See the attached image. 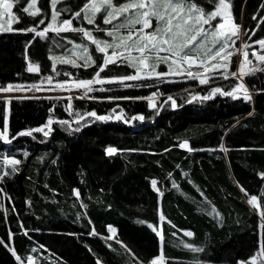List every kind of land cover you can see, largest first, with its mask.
Instances as JSON below:
<instances>
[{
    "label": "trees",
    "instance_id": "trees-1",
    "mask_svg": "<svg viewBox=\"0 0 264 264\" xmlns=\"http://www.w3.org/2000/svg\"><path fill=\"white\" fill-rule=\"evenodd\" d=\"M32 1L17 6L12 0L21 22L0 30V88L47 77L95 78V65L61 62L79 44L102 63L103 54L71 29H91L104 40L103 30L118 26L105 24L103 13L91 25L86 12L75 17L92 0H58L57 26L70 20L71 29L37 36L53 9L51 0H37L39 14L22 15L18 7ZM196 3L215 10L209 0ZM225 3L247 40L264 38V0ZM29 27L36 32L19 31ZM134 72L118 62L100 76ZM245 81L250 100L223 94L232 92L233 78L202 85L183 76L105 82L88 86L91 91L83 87L71 101L0 99V264L31 258L37 264H151L159 256L164 264H252L264 258V71ZM49 120L48 135L35 131ZM109 148L116 152L109 155ZM252 195L258 207L248 202Z\"/></svg>",
    "mask_w": 264,
    "mask_h": 264
},
{
    "label": "snow or ice",
    "instance_id": "snow-or-ice-1",
    "mask_svg": "<svg viewBox=\"0 0 264 264\" xmlns=\"http://www.w3.org/2000/svg\"><path fill=\"white\" fill-rule=\"evenodd\" d=\"M35 0H33V3ZM58 0H51V6L53 9V19L57 15L58 12L55 11L56 3ZM211 5L215 8L214 11L206 12L203 7L199 6L196 3V0H129V2L122 4L120 6H115L113 4V0H101V4L97 5L94 0L91 5L86 4L80 12L75 13V17L80 18L82 12H86L91 6L94 9L93 17L97 13H103V22L105 24H111L113 20H116L122 17V22L118 25V28L127 29V35H122L117 37L118 43L112 42L108 43L107 41L101 42L98 39L94 38L90 31H86L83 28L80 29H71L72 31L82 32L84 37H87L91 42L96 46L95 50L99 53L103 54L100 59L102 63H97L96 60L92 58L91 55H88L84 67H89L95 65L96 67V79L95 80H87V81H79L78 86L86 87L88 91L92 89L88 87L92 83H105L104 79H100V73L104 72L105 69L109 65L117 64L118 62H127L130 63L131 67L136 69L135 75H127L123 77H117L116 79L120 81L125 80H140L145 77H141L139 74L141 71V67L143 69H147L150 72H155V68L159 66L160 63H165L169 65L170 72L169 73H160L156 72L155 75L157 77H164L171 73V65L183 63L188 66L187 76L190 78H197L191 71V68L196 65L199 67H203L205 73L215 72L218 68H227L228 64L215 65L213 64L211 68L208 67V64L201 60L197 63L196 55L198 54V49L201 45V38L207 35V32L204 28V25L210 24L212 20L217 18H222L227 20V16H222L224 10L229 7L228 4L225 3V0H209ZM24 3H27V0H15V4L20 6ZM31 5H29L30 7ZM29 7H18V11L21 14H27L31 17H36L39 14V9L33 12H29ZM0 8L3 9L4 13H8L12 15L11 9L13 8L12 3L5 2V0H0ZM163 8V11L160 9ZM87 19L88 24H94L95 20L93 18H89L87 16L84 17ZM153 18L156 21V26L153 28L152 20ZM16 23H20V18L14 17ZM40 23L43 24L44 21L40 20ZM65 25H71L70 20L64 21ZM139 25V27H137ZM52 28V25L49 24L48 27L44 29L43 32H36L35 28L29 27L25 29H19V31L24 32H36L37 36H44L49 29ZM225 28L224 23H219L216 25V28L213 30L211 35L214 37L213 44L214 48L209 49L208 52L211 53V60H215L217 58L222 60H229V58L233 55L232 52L227 51L225 48V44H220V39L222 38L225 43L228 40H231L232 37L240 38L242 33L240 32V25L231 22L230 32L225 33L223 29ZM147 29H151V31L146 32ZM12 29H4V31H11ZM53 31H68L69 28H57L52 29ZM109 37H113L114 33L112 31L107 32ZM103 43V46L101 44ZM235 41H233V44ZM260 45L261 49H264V39L256 41ZM216 44H220L219 48H215ZM250 47V46H246ZM107 49H112L111 55L107 53ZM85 53L88 52L87 47L83 48ZM240 50L237 49V52ZM135 52L137 55H133ZM164 53V55H161ZM253 55L256 58L264 62V55H257L253 52ZM115 57V59H114ZM155 58L157 61L156 65H152L149 63L150 59ZM243 60L240 63V69H243L246 64H251L252 62L248 59V52H243ZM131 61H136L132 63ZM62 63H73L72 61H61ZM170 62V63H169ZM77 66V65H74ZM29 71H33L34 69L30 66ZM35 70H38L35 69ZM260 70L264 71V69H256L250 68L249 72L254 73L255 71ZM174 74L182 75V72H177ZM231 75L236 76L237 73L233 72ZM227 78V77H225ZM108 83L114 82L113 80H108ZM201 84L208 83L207 79L201 78ZM238 89L243 90V99L250 100L251 97L248 94L246 88H244L243 84L238 85L237 89H233L232 92L223 93L224 95L232 96L233 98H237L235 93ZM13 86L9 85L7 88H2L0 91H12ZM222 90L216 88L213 90L214 93H219ZM209 97H204V99H208ZM171 99V97H169ZM173 106H175V102H173ZM91 116H95V113H89ZM97 119H106V117H97ZM143 119V117H140ZM52 121L49 120L48 124H51ZM66 123V122H63ZM79 131V129H76ZM37 132H44V135H48V131H45L43 128L35 129ZM31 132H21L18 135H31ZM180 147H187L186 143L180 145ZM109 155H112L116 152L115 148L107 149ZM27 155V153H25ZM13 164H19L20 161L12 160L10 161ZM264 177V173L261 174ZM152 186L155 188L157 181H151ZM76 196H79L80 193L77 190L75 192ZM261 196H264V192L261 193ZM258 197L252 195L248 202L252 204L254 207H258L257 204ZM264 216V212L261 213ZM163 219V217H161ZM95 229L93 228L90 235H96ZM185 235L192 236V232H185ZM2 243V242H0ZM191 248V245H185ZM194 251H202V249H192ZM18 260L19 256L16 257ZM151 264H162L161 259L157 258L151 261Z\"/></svg>",
    "mask_w": 264,
    "mask_h": 264
},
{
    "label": "rangeland",
    "instance_id": "rangeland-1",
    "mask_svg": "<svg viewBox=\"0 0 264 264\" xmlns=\"http://www.w3.org/2000/svg\"><path fill=\"white\" fill-rule=\"evenodd\" d=\"M5 2L13 4L12 0H5ZM92 2H93V0L89 3V5H91ZM94 2L97 5L101 4V0H94ZM127 2H129V1H127ZM30 5H31L30 7L28 6L30 12H33V11H36L37 9H39V8H37V0H35L34 3H33V1L30 2ZM115 6H120V5H115ZM160 11H163V8H161ZM93 12H94V9L91 6H89L88 10L85 13V16L94 19L98 15V13L93 17V15H92ZM11 13H12V15H9L8 13H4L3 9L0 8V30H4V29H8V28L12 29V26L14 23L13 8L11 9ZM222 16H227L228 19L224 20V19L220 18V21H218L217 24L224 23L225 28L223 29V31L225 33H228V32H230V29H231V22L236 23L232 17V14H231L229 7L224 10V13L222 14ZM102 18H103V16H102ZM122 19L123 18L120 17L116 20H113L112 23L115 24L114 26H118L122 22ZM152 22H155V25H154V27H155L156 21L154 18H153ZM49 24L52 25V28L49 30L57 29V28H69V29H71V27H72L71 25L70 26L65 25L64 23L57 26V16L55 17V19L51 18ZM48 25L46 27H48ZM216 25L211 27V28H209L207 25H204V28L207 32V35L201 38V45L202 46L198 49V54L196 55V60H197V63H199V61H201V60L205 61L208 64L209 68H211L213 64L221 65V64H225V63L228 64V67L226 69L225 68H218L217 71H215V72L205 73L203 67H199V66L194 65L191 68V71L193 72V74L195 76H197V79L199 82H200L201 78L208 80V83H205L202 85L211 84V83H213V81L215 82V80H217L218 78H221V77L224 80L233 78L236 81V85L234 86L233 89H237L238 85L243 84L244 88L247 89L248 94L251 96V91L246 84L245 77L247 75L251 74V72H249L250 68L258 69L264 63V62L259 61L256 58V56L253 55V52H255L257 55H264V49H261L260 45L258 43H256V42L252 43L251 41L247 40V38L244 37V34L242 33V29L240 26V32L242 33V35L240 36L239 39H237L236 37H232V39L228 40L227 43H225V41L222 38L220 39V44H225L226 50L233 53V55L229 58V60H222L219 58H217L215 60H211L210 59L211 53H209L208 50L214 48V44H213L214 37L211 35V33L216 28ZM137 27H139V25H137ZM97 30H101V29H97ZM86 31H90L92 33L91 29L90 30L87 29ZM103 31H104V34H106V36H105L104 40H99L101 42L107 41L108 43H112L115 40V42L118 43L119 41H118V39H116L117 37L122 36V35H127V29L118 28V27L115 29H108V30H103ZM109 31H112L114 33L113 37H109L107 35V32H109ZM149 31H151V30L150 29L146 30V32H149ZM92 35H93V33H92ZM93 37H94V35H93ZM89 41L91 42V40H89ZM233 41H235L234 44H233ZM220 44H216L215 48H219ZM101 46H103V43L101 44ZM246 46H250V47H246ZM83 48H84V46H82V45L74 44L72 47V50L70 51V53H68V55L65 56L63 61H65V60L72 61L73 62L72 64H74V65H84V63H85L84 60H86V58L89 54H88V52L85 53L83 51ZM95 48H96V46H95ZM237 49H239L240 51L237 52ZM244 51L248 52V59L252 63L246 64L243 69H240V63L244 58L243 57ZM111 52H112V49H107V53L109 55H111ZM133 55H137V54L135 52H133ZM161 55H164V53H161ZM114 59H115V57H114ZM131 62L135 63L136 61H131ZM233 62L235 64V68H234L233 72L237 73L236 76L231 75V73H233L232 72ZM149 63L152 65H156L157 61L153 57L152 59H150ZM30 66L33 68V65H30ZM188 70L189 69H188V66L186 64L181 63V64H179V66L177 64H172L171 65V73H173V74H169V75L164 76V77L183 76V77L190 78L187 76ZM178 71L182 72L183 74L182 75L174 74V73H177ZM156 72L169 73L170 72L169 65L165 64V63H160L159 66L155 68V72H150L149 70L143 69L141 67V71L139 74L141 75V77L152 78V77H157L155 75ZM135 74H136V69L132 75H135ZM225 77H227V78H225ZM99 78L104 79L105 82H107L110 79L113 81L120 82V80H118L116 78H104L101 76ZM145 78H142V79H145ZM95 79H96V77L93 79H89V80H95ZM82 80L87 81L84 79H75L72 77H70V79H67L64 81H54L52 78L47 77L44 80H41L40 82H37V83L9 84V85L13 86V90L8 91V92L0 91V99H3L6 102H9L13 98L42 97V98H56V99L67 98L71 101L74 98L81 96V89L83 87L78 86V82L82 81ZM97 84H100V83L94 82L89 86H93V85H97ZM9 85L5 86L4 88H7ZM0 89H2V88H0ZM242 93H243V90L238 89L236 91L235 95L239 96V95H242ZM119 117L122 118L121 116H119ZM51 121L53 122V120H51ZM51 125H52V123L51 124L47 123L46 125H43L40 128H43L46 131V128H48V129L51 128ZM41 132H43V131H41ZM12 160L13 159H10V161H12ZM157 258L161 259L162 264H164L163 256H159ZM157 258H155V259H157ZM37 262H38V260L36 258H31L24 264H37ZM252 264H264L263 255H258L256 257H254L252 259Z\"/></svg>",
    "mask_w": 264,
    "mask_h": 264
}]
</instances>
